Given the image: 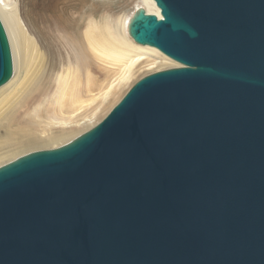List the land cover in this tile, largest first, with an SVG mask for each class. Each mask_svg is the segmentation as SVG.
<instances>
[{
    "label": "water",
    "instance_id": "obj_1",
    "mask_svg": "<svg viewBox=\"0 0 264 264\" xmlns=\"http://www.w3.org/2000/svg\"><path fill=\"white\" fill-rule=\"evenodd\" d=\"M153 1L128 34L179 65L0 165V264H264V0Z\"/></svg>",
    "mask_w": 264,
    "mask_h": 264
},
{
    "label": "bare ground",
    "instance_id": "obj_2",
    "mask_svg": "<svg viewBox=\"0 0 264 264\" xmlns=\"http://www.w3.org/2000/svg\"><path fill=\"white\" fill-rule=\"evenodd\" d=\"M30 5V10L37 17L43 19L44 16H51L59 19L53 16L57 12L55 0L53 3L50 1L47 7L39 2H30ZM138 7L160 17V11L153 0H137L128 14L121 12L114 17L104 14L98 19L91 18L85 24L83 46L104 68L105 82L97 85L87 67L89 65L83 66L82 77L87 88L84 93H90L89 88L92 86L97 88L96 96L84 97L80 63L84 64L86 59L82 48L68 42L70 57H64L59 51L52 53L40 38L24 28L19 16L21 13H18L12 0H0V21L12 59V75L0 85V165L26 152L57 147L70 141L96 124L101 119L100 105L111 96L112 99L118 98L140 73L145 75L179 65L157 48L136 43L129 36L128 21ZM48 11L49 14L46 13ZM53 75L54 87L51 94L46 96L43 93ZM36 92L44 96L34 105ZM96 98L100 99V105L93 108L83 122L74 123L73 115ZM43 106L46 108L48 122L38 128V123H29V115ZM25 115L27 119L23 118Z\"/></svg>",
    "mask_w": 264,
    "mask_h": 264
},
{
    "label": "rangeland",
    "instance_id": "obj_3",
    "mask_svg": "<svg viewBox=\"0 0 264 264\" xmlns=\"http://www.w3.org/2000/svg\"><path fill=\"white\" fill-rule=\"evenodd\" d=\"M50 1L51 3H53L54 0H12L16 9L18 10V13H21L19 16L20 20L22 21L21 24L24 26V28L27 29L30 34H32L33 32L32 35L40 38L44 45L50 47L49 49L52 53H57L59 51L64 57H70V44H78L82 48L86 59V62L84 64L80 63V65H82V94L84 97L86 95L96 96L97 88H95L94 86L89 88L90 93H84L87 88L85 89L84 78L82 77V75L84 74L83 66L89 65L87 67H89L90 74L97 85L105 82V71L104 68L101 67L99 62L95 58H93L87 48L85 49V47L83 46L84 26L91 18L95 17L96 19H98L99 17H101V15L104 14H108L110 17L121 14V12L128 14L133 10L137 0H55L57 12L53 13V16L58 17L59 19L57 20L56 18H53L51 16H44L42 19L40 18V16H35V14H33L30 10V2H39L44 6L46 5L47 7ZM21 10H24V13H22ZM46 13L49 14L50 11ZM41 15H44V13H41ZM142 75L143 74L140 73L137 79H139ZM53 78L54 75L50 78L46 92L43 93L46 96L51 94L53 90ZM128 88L123 90V92L118 95V98L115 99L114 97L112 99L113 96H111V98L102 105H100V99L96 98L95 101L84 105V107L80 111H78L77 114L73 115L72 120L74 121V123L83 122L87 118V115L92 111V109L99 105V111H101L100 115L102 118L122 97V95ZM43 94L41 95V93L36 92L35 98L33 99H36V101L33 103L34 105H36L39 100L43 99ZM109 101L110 103L112 102V105L110 106ZM23 118L27 119V116L25 115L23 116ZM20 121H22V119ZM28 121L31 125L38 123L40 125L38 128L43 126L45 122H48L46 108L43 106L37 108L36 111L31 112Z\"/></svg>",
    "mask_w": 264,
    "mask_h": 264
}]
</instances>
